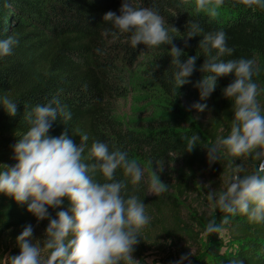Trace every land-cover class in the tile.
Segmentation results:
<instances>
[{
	"label": "trees",
	"instance_id": "16d2710c",
	"mask_svg": "<svg viewBox=\"0 0 264 264\" xmlns=\"http://www.w3.org/2000/svg\"><path fill=\"white\" fill-rule=\"evenodd\" d=\"M123 0H0V39L14 37L18 44L13 54L0 58V95L6 94L17 103V114L9 116L0 107V171L3 165L9 168L17 164L15 145L30 128L25 114L37 105L47 104L53 97L58 98L71 120L65 123L63 117L53 123L49 135L59 137L67 132L69 138L79 146L78 134L86 133L83 157L89 159L91 145L101 141L109 150L120 148L126 151L130 159H136L148 170L170 169L179 161L185 169L183 177L175 176L173 185L167 184L178 196L183 190L190 189V179L198 171L219 173L229 178L233 174V161L240 164L239 158L225 157L215 163H209L207 148L218 139L230 135L234 119L232 100L224 96L223 90L234 81V74L221 77L212 95L201 100L199 90L194 86L202 79L200 68L205 60L216 56V50L205 51L200 47L203 36L209 32L223 30L227 45L234 49L228 59H255L258 73L253 80L261 90L258 102L264 113V9H249L239 0H225L223 8L213 17L205 11H197L195 0H131L135 7H153L165 18V27L169 28L173 43L183 49L182 62L188 57L197 56L195 71L189 78L190 83L177 91L174 74L176 66L171 64L169 51L171 45L160 48L130 46L127 33H118L115 37L105 35L110 27L104 21L108 11L120 15ZM198 21L202 32L187 41L184 38L192 22ZM115 31V29H113ZM99 49V52L97 51ZM141 56L145 61L141 73L153 83L160 93L163 114L144 128H122L111 119V101L126 94L124 69L131 66ZM158 66V67H157ZM206 104V119L197 118L191 107ZM199 135L197 145L191 152L187 149L186 137ZM176 158V159H175ZM255 163L246 169L245 175L255 171ZM162 169V170H161ZM143 170V168H142ZM97 179L103 182L102 176ZM115 179L126 185L125 198L135 195L146 207H156L163 201L169 203L172 212L177 209L176 200L166 193H159L152 199H146L142 179L133 184L122 169H117ZM226 190V189H225ZM18 204L12 197L0 193V241L16 240L24 226L36 219L28 211V204ZM71 207L67 199L62 208ZM57 209H49L51 217ZM174 215V214H173ZM229 214L216 212L203 221L198 231L179 224L182 234L197 246L196 240L204 232L208 222L221 219ZM230 222L224 226L228 239L234 244L232 252L220 254L217 233L206 236L205 245L197 249L184 264H264V222H253L246 215L229 216ZM48 220L46 224L48 226ZM47 228V227H46ZM196 243V244H195Z\"/></svg>",
	"mask_w": 264,
	"mask_h": 264
},
{
	"label": "clouds",
	"instance_id": "9594fccd",
	"mask_svg": "<svg viewBox=\"0 0 264 264\" xmlns=\"http://www.w3.org/2000/svg\"><path fill=\"white\" fill-rule=\"evenodd\" d=\"M239 3L253 10L264 9V0H239ZM195 4L198 12L205 11L215 17L225 0H195ZM119 11L120 15L113 11L105 14L104 21L110 25L105 28V35L115 37L118 33H127L133 49L140 44L147 48L171 45L168 53L171 64L176 66L174 91L190 83L198 57L191 56L182 62L185 53L169 35V28L174 32L178 30L169 25L165 27V18L153 7H135L131 0H123ZM202 31L198 21L192 22L184 38L185 47L188 40ZM226 41L221 29L207 33L200 42L206 52L216 50V56L202 64L200 71L204 75L194 85L201 100L212 95L219 78L235 76L223 90L224 96L233 102L230 135L207 148L208 160L210 164L217 162L220 152L226 150L232 157L252 158L259 164L255 171L241 175L247 172L244 164L237 165L233 161V174L226 190L206 195L213 208L229 215L220 223L210 220L203 232L205 236L223 232L230 222L229 216L237 214L246 215L253 222H264V113L257 99L261 90L253 80L258 69L254 58L221 60L220 57H231L234 53ZM17 44L12 36L0 39V58L11 56ZM0 107L9 116L17 114V103L6 94L0 95ZM193 107L202 112L207 105ZM61 116L65 123L72 118L56 97L27 112L24 118L30 128L15 145L17 164L11 168L3 165L0 171V193L12 197L18 204L31 200L28 211L38 222L49 221L42 247L41 241L33 243L34 229L29 224L17 237L19 255L3 259L6 264H136L133 252L140 230L150 218L145 214V204L137 196L125 198L122 193L126 185L115 179V172L122 169L131 183L137 184L144 175L142 167L136 159H130L126 151L120 148L110 151L108 145L99 140L91 145L89 159L92 162L86 163L83 157L85 142L89 139L86 133L78 134L79 146L67 132L59 137L49 135L53 123ZM185 139L191 152L199 135ZM98 175L103 182L97 179ZM166 190L167 184L161 182L159 172L153 170L150 191L159 194ZM65 199L71 205L69 210L62 208ZM50 208L58 210L54 218L49 213ZM43 250H47L46 257L42 256ZM186 259L182 256L177 264H184Z\"/></svg>",
	"mask_w": 264,
	"mask_h": 264
},
{
	"label": "rangeland",
	"instance_id": "374dc122",
	"mask_svg": "<svg viewBox=\"0 0 264 264\" xmlns=\"http://www.w3.org/2000/svg\"><path fill=\"white\" fill-rule=\"evenodd\" d=\"M145 61L139 56L135 62L124 69V85L126 94L122 98H115L111 101V119L122 128L135 129L144 128L151 125L156 118L163 113V105L159 91L156 86L146 80L141 73ZM197 118L204 121L206 115L191 107ZM220 157H225L223 151ZM236 158V157H235ZM176 159V158H175ZM246 169H250L253 163L258 167L259 162L252 158H239ZM142 182L146 199L154 198L157 193L150 191V177L152 170H148L143 164ZM185 169L179 161L175 162L170 169H164L159 174L161 182L169 185L174 184V177H183ZM227 177L219 173L198 171L195 178L190 179V189L183 190L182 196H178L172 189L167 188L163 193L176 200L177 209L172 212L170 204L163 201L162 204L145 206V214L150 218L149 223L140 230L138 244L133 252V259L136 264H177L182 256L192 257L197 249H202L205 245L206 236L201 233L196 240L197 246L181 232L179 224L174 223L173 216L185 225L198 231L203 221L214 215L216 208H213L207 200L206 195L211 191L217 194L225 191ZM174 214V215H173ZM33 226V243L46 239V220L31 223ZM28 224V225H29ZM199 225V226H197ZM204 226V225H203ZM21 233V232H20ZM16 240L5 239L0 241V264H6L5 259L19 255L20 249ZM218 251L220 254L232 252L234 244L228 239L226 231L217 233ZM195 243V244H196ZM42 256H47V250L42 251ZM186 261V260H185Z\"/></svg>",
	"mask_w": 264,
	"mask_h": 264
}]
</instances>
